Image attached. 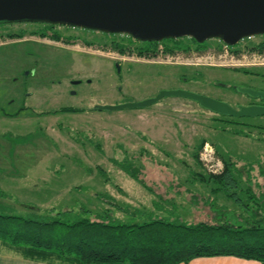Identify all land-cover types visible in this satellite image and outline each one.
I'll use <instances>...</instances> for the list:
<instances>
[{"label": "rangeland", "instance_id": "374dc122", "mask_svg": "<svg viewBox=\"0 0 264 264\" xmlns=\"http://www.w3.org/2000/svg\"><path fill=\"white\" fill-rule=\"evenodd\" d=\"M126 40L64 26H0V215L83 210L95 220L111 209L118 219L139 211V221L146 214L173 215L196 224L214 221V205L249 220L230 198L233 192L211 176L234 164L238 194L249 186L264 196V116L223 117L176 97L142 109L95 107L178 89L244 103L232 87L245 88L243 73L264 64V52L255 49L264 37L243 40L227 53L218 39L206 46L178 39L176 45L191 50L172 53ZM70 79L90 83L72 88ZM71 89L77 94H68ZM64 108L81 112H59ZM249 208L261 212L252 202Z\"/></svg>", "mask_w": 264, "mask_h": 264}, {"label": "trees", "instance_id": "16d2710c", "mask_svg": "<svg viewBox=\"0 0 264 264\" xmlns=\"http://www.w3.org/2000/svg\"><path fill=\"white\" fill-rule=\"evenodd\" d=\"M180 41L167 40L162 44L164 52L172 53L179 47L186 52L191 50L188 44L176 45ZM159 45L150 44L145 49L153 53ZM257 46L263 48L264 44ZM59 112L81 110L64 108ZM235 171L234 164L226 163L223 172L211 179L225 193L233 192L230 198L248 214L249 220L240 221L236 212L217 209L214 205V221L196 224L173 215L146 214L139 221L142 216L139 211H124L125 220L106 209L94 220L89 211L51 210L27 218L0 215V240L7 248L28 258L61 264H188L197 258L220 256L264 264V196H257L249 186L239 195L240 183L233 175ZM130 172L139 181L138 170ZM243 197L248 199V204ZM250 202L261 212L250 209Z\"/></svg>", "mask_w": 264, "mask_h": 264}, {"label": "water", "instance_id": "95a60500", "mask_svg": "<svg viewBox=\"0 0 264 264\" xmlns=\"http://www.w3.org/2000/svg\"><path fill=\"white\" fill-rule=\"evenodd\" d=\"M18 23L125 35L149 43L192 38L202 44L218 39L234 47L243 40L264 36V0H0V25ZM237 91L264 100L262 92L247 88ZM169 97L190 100L223 117L264 116L262 107L234 109L226 102L181 89L162 91L141 102L97 106L95 110L142 109Z\"/></svg>", "mask_w": 264, "mask_h": 264}, {"label": "flooded vegetation", "instance_id": "af4514ba", "mask_svg": "<svg viewBox=\"0 0 264 264\" xmlns=\"http://www.w3.org/2000/svg\"><path fill=\"white\" fill-rule=\"evenodd\" d=\"M6 25H8V24H5V25H0V26H6ZM44 25H46V24H44ZM46 26H49V27H56V26H52V25H46ZM119 36H124V37H126L128 40H126V41H123L122 43L123 44H126V45H137V44H142L143 46V48H145V47H148V46H150V44H152V45H156V44H159L158 42L156 43V42H151V43H149V42H140V41H136V40H134V39H132L131 37H129V36H125V35H119ZM259 37H264V36H259ZM256 38V37H255ZM190 40H191V43L192 44H197V45H199V43L198 42H196L194 39H192V38H189ZM174 41H177V40H174ZM220 42V41H219ZM163 43H167L166 41H163V42H161L160 44H163ZM206 44H207V41L206 42H204V43H202V44H200V45H202V46H206ZM223 44V43H222ZM138 47V46H137ZM263 49V50H262ZM263 51L264 52V47L262 48V47H258V48H256V51H258L259 53H261L260 51ZM262 57V56H261ZM260 57V58H261ZM256 68H254V69H251V70H247L245 73H243V75L244 76H246L247 78H248V85L245 87V88H247V89H251V90H253V91H257V92H262V93H264V64H261V65H258V66H255ZM115 68H116V71L118 72V74L119 73H121V66L120 65H115ZM119 69V70H118ZM30 76V73H28V75H26V77H29ZM76 82H78V83H76ZM84 83H87V84H89L90 83V81H89V79H87L86 80V82H84L83 80H73V79H70L69 81H68V83L66 82V84H69L72 88H77V87H79V86H81L82 84H84ZM188 83H190L189 81H188ZM193 83H194V81H193ZM57 84H58V86L59 87H62L63 86V88H64V86H65V84H64V82L63 81H58L57 82ZM52 85L53 86H56V84H55V82H52ZM218 86L220 87V88H224V89H227L228 88V86H227V84H225V83H221V82H219L218 83ZM233 88V90H234V92L236 93V94H239V95H241L244 99H245V102L244 103H238V104H236L235 106H233L232 104H230V103H228L229 105H231L234 109H238L239 107H262V108H264V100H262V99H260V98H252V97H250V96H248V95H244V94H240L238 91H237V88H235V86L234 87H232ZM64 93H66V91L64 92ZM68 94H71V95H76L77 93H76V90H74V89H71V90H69L68 91ZM199 94V93H198ZM206 96V95H205ZM211 98H213V99H216V100H219V101H222L221 99H217V98H215V97H212L211 96ZM192 102V101H191ZM222 102H225V101H222ZM193 103H195V102H193ZM227 103V102H226ZM197 104V103H196Z\"/></svg>", "mask_w": 264, "mask_h": 264}, {"label": "crops", "instance_id": "0c3cea01", "mask_svg": "<svg viewBox=\"0 0 264 264\" xmlns=\"http://www.w3.org/2000/svg\"><path fill=\"white\" fill-rule=\"evenodd\" d=\"M0 264H61L55 261H44L40 259H31L23 254L14 252L3 245L0 240ZM188 264H260L257 261L245 260L231 256L197 258Z\"/></svg>", "mask_w": 264, "mask_h": 264}, {"label": "built area", "instance_id": "2783aa9c", "mask_svg": "<svg viewBox=\"0 0 264 264\" xmlns=\"http://www.w3.org/2000/svg\"><path fill=\"white\" fill-rule=\"evenodd\" d=\"M251 39H252V38H251ZM248 40H250V39H248ZM159 47H161V48L163 49V45H162V44H160ZM159 47H158V50H159ZM223 48H225V52L227 53L226 48H229V46H227V45L224 44V45H223ZM222 50H224V49H222ZM222 50H221V51H222ZM162 52H164V50H162ZM206 147H207V146H206ZM205 151H206V150H205Z\"/></svg>", "mask_w": 264, "mask_h": 264}]
</instances>
